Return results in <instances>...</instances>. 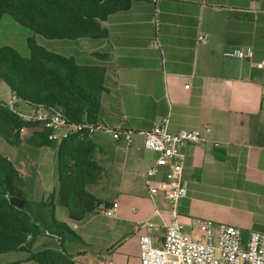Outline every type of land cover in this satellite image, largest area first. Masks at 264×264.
I'll return each instance as SVG.
<instances>
[{"label": "crops", "instance_id": "0c3cea01", "mask_svg": "<svg viewBox=\"0 0 264 264\" xmlns=\"http://www.w3.org/2000/svg\"><path fill=\"white\" fill-rule=\"evenodd\" d=\"M101 24L104 37L53 39L46 48L100 68L89 80L99 101L96 122L119 133H91V158L101 171L87 189L110 206L71 219L56 196L57 148L30 141L32 128L20 134L19 145L0 136V151L28 164L25 182L35 178L33 213L54 212L81 237L61 242L44 226L43 234L29 238L28 250L63 249L77 264H141L137 223L152 216L162 225L173 218L165 194L149 192L145 174L158 153L144 146L140 133L166 117L172 131L210 128L206 140L183 147L187 195L177 211L184 229L200 234L213 219L239 226L245 237L264 232V68L254 64L264 59V0H133ZM201 33H208L207 41L198 42ZM247 46L254 48V60L224 54ZM168 170L162 167L154 179ZM155 209L162 215H153ZM164 232L162 226L158 243ZM9 262L21 263H2Z\"/></svg>", "mask_w": 264, "mask_h": 264}, {"label": "trees", "instance_id": "16d2710c", "mask_svg": "<svg viewBox=\"0 0 264 264\" xmlns=\"http://www.w3.org/2000/svg\"><path fill=\"white\" fill-rule=\"evenodd\" d=\"M133 0H0V24L4 15L30 31L26 38L29 55L19 50L0 34V79L21 100L46 107H61L73 123L96 122L98 98L89 80L100 68L78 64L73 57L49 50L36 40V34L49 39H76L82 36L104 37L107 30L102 20L112 12L127 9ZM24 122L12 111L7 101H0V136L9 144L19 145V127ZM28 138L39 146L57 148L59 204L67 208L71 219L81 221L102 204L110 203L87 189L99 177L101 167L92 160L91 133L75 131L60 142L48 138L38 125ZM24 180L13 161L0 151V253L28 250L29 236L44 233L66 239L81 237L54 212L37 216L30 208ZM34 264H77L63 249L43 247L28 250ZM0 264H18L9 262Z\"/></svg>", "mask_w": 264, "mask_h": 264}, {"label": "built area", "instance_id": "2783aa9c", "mask_svg": "<svg viewBox=\"0 0 264 264\" xmlns=\"http://www.w3.org/2000/svg\"><path fill=\"white\" fill-rule=\"evenodd\" d=\"M208 33L198 35V42L207 41ZM226 56L254 60L255 51L251 46L236 47L225 50ZM258 68H264V59L254 62ZM186 84V87H189ZM9 108L24 122L19 127L20 134L25 133L29 125H38L40 130L47 131L48 138L62 141L75 131L86 130L93 133L105 130L118 134V129L102 122L73 123L61 107H46L42 104H31L21 100L14 92L7 100ZM210 128H181L172 131L169 118L157 121L150 129L140 131L144 136V146L158 153L154 162L146 171L151 195L158 192L165 194L170 203L173 218L162 225L148 217L136 225L140 241L141 264H264V232L251 230L247 237L242 229L227 222H216L207 219L200 234L187 232L178 219L177 206L181 198L187 195V183L184 177L186 155L183 147L189 143L206 140ZM127 144H132L134 131L125 133ZM168 165L165 178L154 177L162 167ZM153 215H162L155 209ZM164 227L163 239L158 243L157 233Z\"/></svg>", "mask_w": 264, "mask_h": 264}, {"label": "rangeland", "instance_id": "374dc122", "mask_svg": "<svg viewBox=\"0 0 264 264\" xmlns=\"http://www.w3.org/2000/svg\"><path fill=\"white\" fill-rule=\"evenodd\" d=\"M0 34H1L2 40H5L6 43H9L10 45L15 46L22 55H25V56L29 55V48L26 43V38L30 35V31L27 28L15 22L8 15H4L2 18V22L0 24ZM8 34H10L11 36L8 37L7 39L4 37V35H8ZM36 40L38 43H40L41 45L47 48H49L50 46H52V44L57 42V40L48 39L40 34H36ZM7 88H8L7 84L3 80L0 79V98H1L0 101H4L5 99H7V92H6L8 91ZM24 135H26V133ZM10 155L11 156L9 158L13 161L20 176L24 180L22 184V188L27 192V194H29L30 197H32L35 192L36 185L34 183L35 178H29L27 180V183L25 182L28 175L30 174V169H29L28 164L22 163L21 161L23 159L17 153H13V155L12 154ZM216 222H220V221H216ZM30 237L31 236H29V238ZM28 254L29 252L25 250L3 252V253H0V262L20 260L21 263L19 264H32L27 259Z\"/></svg>", "mask_w": 264, "mask_h": 264}]
</instances>
